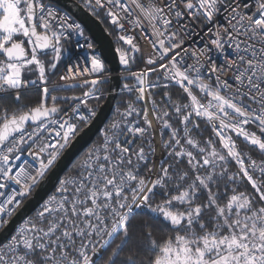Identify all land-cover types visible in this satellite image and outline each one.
Wrapping results in <instances>:
<instances>
[{"label":"snow or ice","instance_id":"snow-or-ice-1","mask_svg":"<svg viewBox=\"0 0 264 264\" xmlns=\"http://www.w3.org/2000/svg\"><path fill=\"white\" fill-rule=\"evenodd\" d=\"M82 7L110 21L123 79L135 81L121 91L135 100L116 108L119 118L83 153L74 176L59 178L35 215L0 241V264H95L123 236L107 260L116 264L139 209L172 226L160 242L144 232L150 254L139 264H264V159L237 144L241 138L264 156V0H82ZM193 27L211 37L200 49L190 44ZM132 32L150 45L142 50ZM73 35L84 37L82 25L52 0H0V93L16 101L0 102V226L96 117L90 102L103 97L109 77L98 54L83 64L66 56ZM213 50L226 53L219 66ZM62 62L67 70L53 83ZM31 85H39L38 101L21 105ZM74 89L80 94H53ZM157 89L160 105L151 96ZM149 104L167 156L152 167ZM157 190L164 198L153 206Z\"/></svg>","mask_w":264,"mask_h":264},{"label":"trees","instance_id":"trees-1","mask_svg":"<svg viewBox=\"0 0 264 264\" xmlns=\"http://www.w3.org/2000/svg\"><path fill=\"white\" fill-rule=\"evenodd\" d=\"M82 4V0H78ZM96 17V16H95ZM97 18V17H96ZM102 24L105 26L108 33L111 35V37L115 40L116 33L113 31V27L108 22V20L105 18L104 15H100L98 18ZM71 46V45H70ZM106 70L108 71V67L105 64ZM128 75V74H127ZM127 75L122 76V85L124 83L129 84L130 86L135 85V81L131 79H123V77H126ZM53 77L52 79H54ZM152 79H155V77H152ZM122 87V86H121ZM79 89H74L72 92H58L53 93L56 95H70L71 93H75ZM103 90V97L99 99L98 101H91L90 104L92 107H94L97 111L98 107L104 102L108 90H109V81L104 83L102 85ZM81 91V90H80ZM38 92L39 89L30 88L29 90L21 93V105L26 106H34L35 103L38 101ZM179 89L176 87H173L171 89V95L173 99L176 98L178 95ZM76 94H80V92H76ZM149 95V94H148ZM147 95V97H148ZM152 98H154L158 105L162 103V96L163 93L160 89L155 90L151 93ZM146 97V98H147ZM135 100V93H132L131 95L128 94L126 91L122 92L120 89V92L118 94V98L116 100L113 113L104 126L102 132L96 137L95 141L91 144L98 143L99 139L103 135L106 127L110 125L115 119H118L119 117L116 114V108L119 107L121 110H123L124 104L129 101ZM0 102H2L4 105H16V101L14 98V94L6 95L4 97H0ZM144 104H137V107L143 108ZM27 110V109H25ZM148 117L151 118L152 121V129L157 133L153 138V145L155 146V156L150 158L149 167H152L153 163L158 164L161 159H167L166 154L164 153L161 145H162V137L159 134V122L156 119V113L154 109L152 108L151 104L148 105ZM167 131L164 132V136H167ZM142 142L137 141L136 144L139 146ZM90 145V146H91ZM146 150L147 146L145 145ZM240 147L244 149V152H249L253 157H263L261 154H259L258 150L253 149L251 146L247 145L246 143L240 141ZM85 152V151H84ZM83 152V153H84ZM83 153L74 161V163L71 165V167L68 169V171L64 174L65 176L75 174V169L82 163L83 161ZM146 171V169H145ZM164 197L160 194V191L157 190V195L154 198L153 206H155L156 202H159ZM179 207V206H177ZM35 214H33L34 216ZM145 231H150L152 233V238L158 242H160L166 235H172V226L170 224L165 223L162 221L161 218H159L155 213H151L147 209H139L136 211L135 216L132 221V227L130 228V239L125 243L123 251L120 252L119 259L117 260L116 264H125L126 258H134L137 260V264H139L141 259H146V256L149 253V250L147 248V238L144 236ZM123 240V236H120L119 238H116L113 243L110 245V247L107 250H101L100 254L98 256H94L93 259L95 261V264H107V260L109 257H111L112 252H114L117 248V245L121 243Z\"/></svg>","mask_w":264,"mask_h":264},{"label":"water","instance_id":"water-1","mask_svg":"<svg viewBox=\"0 0 264 264\" xmlns=\"http://www.w3.org/2000/svg\"><path fill=\"white\" fill-rule=\"evenodd\" d=\"M52 3L57 4L76 18L94 40L96 44L95 51L101 54L111 74L108 79L109 90L104 102L96 111V117L88 126L81 130L73 141L72 146L64 153L48 178L34 189L28 199L22 203L0 229V241H6L19 224L39 208L41 203L54 192L58 179L64 176L74 161L95 141L113 113L122 86V70L118 62V56L115 53V40L108 33L102 22L89 11L83 9L82 4L78 0H52Z\"/></svg>","mask_w":264,"mask_h":264},{"label":"built area","instance_id":"built-area-1","mask_svg":"<svg viewBox=\"0 0 264 264\" xmlns=\"http://www.w3.org/2000/svg\"><path fill=\"white\" fill-rule=\"evenodd\" d=\"M240 2H241L242 5L245 4V3H247V4H249V5H253V0H240ZM53 4L55 5L56 9L59 10V11L61 12L62 15H63V14H67V15L70 16L73 20H75L77 23L81 24L76 18H74V17H73L69 12H67L65 9L61 8L60 6H58V5L55 4V3H53ZM251 10H254V9H249V11H251ZM108 22L110 23L109 20H108ZM81 25H82V24H81ZM82 27H83V25H82ZM83 30H84V37H77V36L73 35L69 40H67V41L70 43V45H71V54H70V56H71V61H72V62L82 63V64H83V63H87V61L84 59V57H86V56H90V55H92V54H98L99 57L101 58L102 62L104 63L101 54H100L99 52L95 51L96 44H95L94 40H93L92 37H91V36L85 31L84 27H83ZM132 34L137 36L138 46L141 47L142 50H143V49H146V48L150 45L151 41H150V39H149L144 33L132 32ZM210 38H211V37H210L209 34L207 33V30H204L203 32H201L200 29L193 27V35H192V38H191V41H190L191 47L194 48V49H200L201 47H203L205 44L208 43V41L210 40ZM77 40L79 41V45H80L79 47L77 46ZM88 43H92V44L94 45V48L91 49V50L87 49L85 46H86ZM115 44H116V47H121V46H122V45H120V44H117L116 42H115ZM225 54H226V53H225ZM225 54H220V53L216 52L215 50H213V51L210 53V55H211V57H212V60H214L218 66L221 65V64L223 63V59H224V55H225ZM76 55H79V57H80V59H79L78 61L76 60ZM202 59H203V57H202ZM104 64H105V63H104ZM66 70H67V67H66V63H65L64 67L60 70V72H59V73L55 76V78L53 79V83L59 82V80H60V75H62L63 73H65ZM121 70H122V72H121V73H122V76L128 74L126 71H124V67H123V66H121ZM105 75L108 76V77L110 78L111 74L109 73V70H108V71L106 70ZM87 78L90 79L91 77H87ZM68 83H74V82H73V81H69ZM30 88L39 89V85H31V86H29L28 88H26V89H24V90H22V91L29 90ZM9 94H13V93H12V92H8V93H0V97H4V96L9 95ZM251 130H254V126H253V129H251ZM240 141L244 142L241 138H237V144H238V145H240ZM244 143H245V142H244ZM245 154H246V155H251V154H249V152H246ZM251 156H252V155H251ZM252 157H253V156H252ZM253 158H256V159L259 160V159H264V156H263V157H253ZM24 159H27V160H29V161L31 162V157H28V156H27V152L24 153ZM71 177H73V176H72V175H68V176H65V177L63 176L62 178H71ZM33 191H34V190H33ZM33 191H32V193H33ZM54 191H55V190H54ZM32 193H31V194H32ZM53 193H54V192H53ZM53 193H51V194H53ZM24 201H25L24 199L21 200V205H22V203H23ZM39 207H40V206H39ZM17 209H18V208H17ZM17 209H16V210H17ZM38 209H39V208H38ZM38 209H37V210H38ZM13 214H14V213H13ZM13 214H12V215H13ZM33 214H35V212H34ZM33 214H32L31 216H29L28 218L32 217ZM12 215H11V216H12ZM11 216H10V217H11ZM10 217H5L6 222L10 219ZM28 218H26V219H28ZM26 219H25V220H26ZM25 220H24V221H25ZM24 221H23V222H24ZM23 222H22V223H23ZM22 223H21V224H22ZM21 224H19V226H20ZM4 225H5V223H4L2 226H0V229H1ZM17 228H18V227H17ZM17 228H16V230H17ZM16 230H15V231H16ZM15 231H14V233H15ZM14 233H13V234H14Z\"/></svg>","mask_w":264,"mask_h":264},{"label":"crops","instance_id":"crops-1","mask_svg":"<svg viewBox=\"0 0 264 264\" xmlns=\"http://www.w3.org/2000/svg\"><path fill=\"white\" fill-rule=\"evenodd\" d=\"M65 49H66V56H70L71 46H70V43L68 41H66V43H65ZM64 65H65V63H63V62L59 65L58 73L64 67Z\"/></svg>","mask_w":264,"mask_h":264},{"label":"rangeland","instance_id":"rangeland-1","mask_svg":"<svg viewBox=\"0 0 264 264\" xmlns=\"http://www.w3.org/2000/svg\"><path fill=\"white\" fill-rule=\"evenodd\" d=\"M32 79H35V76L33 75L32 77H31ZM25 91H27V90H25ZM25 91H22V92H25ZM80 92V89L79 90H77L76 92ZM21 92V93H22ZM76 92L75 93H71L70 95H72V94H76ZM10 95V94H9ZM147 95H148V93H146V97H147ZM49 103H50V101H49ZM149 118V117H148ZM152 118V117H151ZM151 118H149V119H151Z\"/></svg>","mask_w":264,"mask_h":264}]
</instances>
